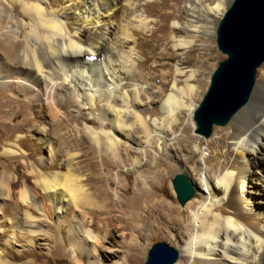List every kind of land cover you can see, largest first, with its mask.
Returning a JSON list of instances; mask_svg holds the SVG:
<instances>
[{
  "label": "bare ground",
  "instance_id": "obj_1",
  "mask_svg": "<svg viewBox=\"0 0 264 264\" xmlns=\"http://www.w3.org/2000/svg\"><path fill=\"white\" fill-rule=\"evenodd\" d=\"M229 2L0 0V133L10 135L2 152L28 176L0 179L2 243L26 264L58 246L74 264H127L124 247L137 246L142 217L121 198L125 187L110 190L103 159V172L84 161L95 149L136 171L142 189L160 158L173 157L199 191L183 219L164 199L147 212L178 237L175 264H264V209L247 183L254 161L264 162V63L246 104L204 145L208 155L180 161L202 145V135L189 141L177 130L184 114L183 128L194 126L215 62L205 49Z\"/></svg>",
  "mask_w": 264,
  "mask_h": 264
},
{
  "label": "rangeland",
  "instance_id": "obj_2",
  "mask_svg": "<svg viewBox=\"0 0 264 264\" xmlns=\"http://www.w3.org/2000/svg\"><path fill=\"white\" fill-rule=\"evenodd\" d=\"M178 6L181 10H184L182 2H180ZM219 19L220 18L215 19L216 26L219 22ZM215 31H216V28H215ZM212 39H213V44L205 49V52L207 53L208 58L210 60L214 59L215 61L214 66L211 70V73L216 68L218 61L226 57L216 47L215 34ZM181 51L182 50L178 49L175 51V53L178 54ZM199 55L200 53L193 52L191 53L190 56L193 58H196ZM211 73L209 75V79H208V83L206 85L205 91L202 93L198 101V104L201 101L203 95L205 94L209 86ZM256 77H257V70H256ZM18 98L22 100H26V97L24 94L18 95ZM86 116H87V111L83 110L79 115L77 126L81 127V125H83L82 119L85 118ZM229 122L230 120L225 125H218V126L214 125L211 135L207 138H204L203 136L194 133L193 131L194 126L188 127L187 129L183 128L186 123V115L185 114L182 115L181 123H180L179 129L177 130V134L179 135V137L184 139L189 136V141H192L195 137L201 136V144L203 146L201 145L200 149H198L197 152H195L192 156H190V153H185L181 155L180 161L182 160L181 162H183V164L186 166H190L194 164L195 161L202 162V158L208 155L207 154L208 150H210L212 147V144L209 143L210 141L209 139L214 138L213 136H215V133H214L215 129L220 128L223 131V129H225L228 126ZM69 123L70 125L74 124V122H69ZM9 136H10L9 133H6V132L0 133V179L6 180L10 178V176H13L14 174L15 175L21 174V176L28 178V176H25L24 173L22 172L21 165H19V163L16 162L15 159L9 158L8 156L4 155L2 152L4 149V144L8 140ZM204 145L207 147L208 150L206 149ZM84 149L87 150V148H84ZM95 150H93L92 153L87 151L85 156H83L85 158L84 161L90 162V158H92L93 160L97 162L96 168L98 169V171L103 172V168H102L103 165L101 163V159H103V161L107 165V169H108V171L106 169L107 175H110L109 177L111 178V182H112L110 185V190L112 192H116L119 190L120 186L121 188L125 187L126 189L123 191V193H121V198L126 201H128V199H130L129 201H131V199L132 200L134 199L132 203L138 206L137 211L142 217L141 222L144 225L145 230H144V234L142 235V237L138 240L137 246L136 247H133V246L124 247L125 250L128 249L127 257H126L127 264H142L146 259L147 250L156 241H166L167 243H169L170 245L178 249V237L172 239L170 237V233L166 232V230H164L163 228L158 229L156 227L157 223L153 221L152 214L149 213V215H147V212H152V211H148V209L149 210L151 209L150 206H153L152 203L155 199H164L167 202L170 201L174 207L178 208V211L176 212L179 218L183 219L185 217L186 211L183 210L182 206L178 203L175 193L171 186V178L177 172H182V167L180 166V164H178V162H176V160L170 156L160 158V160L155 164V167L150 169L145 174L146 180H147L145 184L146 189H142L143 186L137 187L136 185L137 181L140 180V175L136 171L127 170L126 166L122 167L116 161H113L111 158H109L102 150H97V149ZM24 151L25 153L21 155L22 158L29 156V155H26L29 153V150L24 148ZM103 156L106 157V160L104 159ZM6 163L8 164V167L5 166ZM254 163L255 164L250 167V170L255 169L257 171L254 174L256 177H254V175L250 176L247 180L248 181L247 183H248V186H253V189L256 191L255 196L258 195L255 200L258 201L259 203L256 202L255 200H254L255 201L254 203L261 205L260 207L264 209V202H263L264 201V180H261L260 177L258 176L264 168V162L254 161ZM86 172L87 170L84 173ZM194 173H195V175L193 174L194 178L195 177L197 178V176L200 174L199 171H196ZM148 185H150V187H148ZM195 190L196 191L192 198L196 196H200L199 191L197 189ZM12 195L13 197L16 196L15 192H13ZM20 206L22 207L23 205H20ZM183 223L184 221H182V224ZM7 232H8L7 222L5 219H3L2 214L0 213V256L6 260L7 264H26V259H28L27 257L16 255L13 252V248L11 247V244L7 245V244H4V242L2 243L4 234H6ZM114 232L117 233L118 231H114ZM121 238L122 237L115 235V239L118 241L117 242L118 244H120L119 240ZM39 256L37 255L38 264H74L72 262L73 260H71V258L66 253L61 251L59 246L52 254H49L47 256L46 255L44 256L39 255Z\"/></svg>",
  "mask_w": 264,
  "mask_h": 264
},
{
  "label": "water",
  "instance_id": "obj_3",
  "mask_svg": "<svg viewBox=\"0 0 264 264\" xmlns=\"http://www.w3.org/2000/svg\"><path fill=\"white\" fill-rule=\"evenodd\" d=\"M215 44L226 57L218 61L192 114L194 133L205 138L214 125H225L249 98L256 70L264 62V0H230L216 26ZM171 186L181 206L196 191L184 172L171 178ZM178 256L177 248L156 241L142 264H174Z\"/></svg>",
  "mask_w": 264,
  "mask_h": 264
}]
</instances>
